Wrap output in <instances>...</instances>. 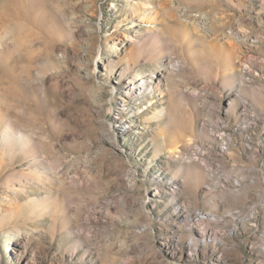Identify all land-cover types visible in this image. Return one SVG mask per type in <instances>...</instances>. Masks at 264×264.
I'll return each instance as SVG.
<instances>
[{
	"label": "rangeland",
	"instance_id": "374dc122",
	"mask_svg": "<svg viewBox=\"0 0 264 264\" xmlns=\"http://www.w3.org/2000/svg\"><path fill=\"white\" fill-rule=\"evenodd\" d=\"M0 264H264V0H0Z\"/></svg>",
	"mask_w": 264,
	"mask_h": 264
},
{
	"label": "bare ground",
	"instance_id": "6f19581e",
	"mask_svg": "<svg viewBox=\"0 0 264 264\" xmlns=\"http://www.w3.org/2000/svg\"><path fill=\"white\" fill-rule=\"evenodd\" d=\"M147 4L148 5H146V8H153V5L151 4V2H148ZM142 88H146V87H144V85H143ZM12 142H14V141H12Z\"/></svg>",
	"mask_w": 264,
	"mask_h": 264
}]
</instances>
